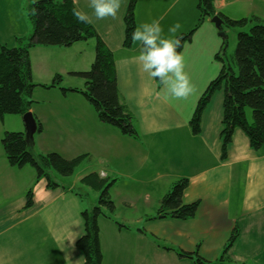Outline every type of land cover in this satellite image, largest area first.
Segmentation results:
<instances>
[{
  "label": "crops",
  "instance_id": "0c3cea01",
  "mask_svg": "<svg viewBox=\"0 0 264 264\" xmlns=\"http://www.w3.org/2000/svg\"><path fill=\"white\" fill-rule=\"evenodd\" d=\"M83 1L81 10L91 16L88 0ZM130 1L123 0L117 19H105L107 33L99 35L115 56L121 98L133 114L139 139L102 123L94 107L81 98V92L70 91L51 100L47 97L43 108L32 106L30 111L42 123L39 133L52 132L59 144L38 154L53 151L66 159L88 155L73 176L59 178L54 172V180L61 185L50 189L46 178L38 180L31 165L15 167L8 162L0 129V264H77L78 260V264H85V256L77 247L78 238L85 233L81 215L83 210L91 211L98 204H86V189L91 187L81 180L96 172L116 181L110 189L115 211L104 210L98 220L102 264H195L179 252L197 250L206 260L217 261L236 227L240 235L229 249L233 262L264 264V148L255 150L245 132L236 129L223 159V90H217L206 106L200 133L195 134L190 126L200 96L223 66L216 58L224 41L219 30L210 19L205 20L185 44L181 54L196 91L187 99H176L165 85L149 78L132 60L140 53L139 42L123 45V10ZM226 1L215 0L218 13ZM244 1L248 8L243 16H258L264 21V9L260 8L264 0ZM198 2L138 0L136 27L159 19L164 37L171 38L168 29L180 23L178 37L192 31L198 23L196 20L190 24L188 19ZM31 31L28 18L24 32L16 33L12 27L11 37L18 42ZM0 42L9 45L3 39ZM69 47L62 48L69 52ZM53 48H31L33 80L36 69L46 75L47 83L37 82L40 85L51 84L61 71H43L39 67L50 65L53 60L69 66L54 56ZM33 52L47 54L49 60L45 65H35ZM38 89L33 94L42 91L41 86ZM187 178L189 184L182 201H200L198 213L188 220L161 217L160 200L176 181ZM29 191L33 202L28 207ZM120 208L137 214L132 226Z\"/></svg>",
  "mask_w": 264,
  "mask_h": 264
},
{
  "label": "trees",
  "instance_id": "16d2710c",
  "mask_svg": "<svg viewBox=\"0 0 264 264\" xmlns=\"http://www.w3.org/2000/svg\"><path fill=\"white\" fill-rule=\"evenodd\" d=\"M138 0H131L124 17V44L131 46L132 32L136 28L135 8ZM199 21L189 33L178 36L182 46L177 49L181 54L185 44L205 20L212 19L218 14L224 24L222 30L226 37L223 45L216 54L223 66L214 80L207 86L205 92L195 107L191 118L192 131L200 133L201 117L206 106L217 90L224 91V115L221 129L223 159L228 155L227 149L232 141L236 129L243 130L248 136L251 146L255 150L264 148V21L258 16L233 20L218 13L215 0H199ZM77 9L73 0H32L27 9V15L32 26L28 37L18 38L20 46L9 48L0 42V118L6 115H24L32 107L33 93L36 87L58 88L62 85V77L58 74L52 84L40 85L33 80L31 48L40 47H69L79 41L96 40V60L91 71L73 72L72 74L85 80V87L62 88L63 92H81L88 103L96 110L102 123L118 128L123 135L139 139L133 123V114L128 105L121 98L115 68V56L106 45L104 39L97 33L94 25L80 23L73 15ZM79 10V9H78ZM227 28H239L237 46L231 57L228 55L229 44ZM250 28L248 31H245ZM237 32V31H236ZM23 38H26V42ZM160 83L159 80H157ZM252 112V123L246 117V111ZM39 131L43 127L38 123ZM30 143L23 132H5L2 147L8 162L12 166L26 167L31 165L36 169L38 180L46 178L48 187L59 188L60 183L54 180L53 172L61 176L70 177L75 169L84 162L88 155H81L73 159H66L62 154L50 152L36 156L31 151ZM85 185L96 190L99 205L91 211L83 210L85 233L78 238L77 247L85 256V264H102L103 253L99 238L100 227L98 220L104 215V210L114 213L115 204L110 192L116 182L108 177L103 178L98 172L85 175L81 180ZM189 179L176 181L170 191L160 200L158 213L161 217L171 216L175 219L188 220L198 213L200 201L184 204L182 199ZM27 206L32 204V191L27 194ZM222 256L210 262L196 252H179L184 258L193 259L195 264H235L229 255V249L234 245L240 232L236 227Z\"/></svg>",
  "mask_w": 264,
  "mask_h": 264
},
{
  "label": "rangeland",
  "instance_id": "374dc122",
  "mask_svg": "<svg viewBox=\"0 0 264 264\" xmlns=\"http://www.w3.org/2000/svg\"><path fill=\"white\" fill-rule=\"evenodd\" d=\"M31 1L32 0H0V39H3V42H7L9 44L7 45L9 48L20 46V42L19 41L17 42V40L14 37H11V31L13 27L16 33L22 34V32H24V28L28 25L27 9L31 5ZM75 2H76L77 9L79 10L83 9L82 8L83 3H84L83 0H75ZM196 5L198 6V4ZM197 6H195V9L188 15L190 24H193V22L196 20L199 21V8ZM247 6L248 5L244 0H227L225 2L224 8L220 10V12L224 16L230 17L233 20L243 19V18H247L243 16V15H246L244 14L243 11L247 10L248 8ZM126 8L123 10L124 11L123 19L127 13ZM176 8H178V6H176ZM260 8L264 9V5H261ZM91 17L93 19L92 24L94 25L97 33L98 34L100 33V35L101 34L106 35L107 30H108V24L105 22V20H96L93 14H91ZM110 19L111 18H109V20ZM238 30L239 28L234 29V28L226 27L227 36H228L227 40L229 44L228 55L230 57L235 52L234 50L236 49V46H237V36L239 32ZM190 31L187 30V32L185 33H189ZM217 35H218V32H217ZM23 39L26 42V38H23ZM71 47L72 48L69 47L70 48L69 52H67L64 48H62V46L60 47L56 46L52 49L54 56H57L59 61H62V60L67 61L69 63V66L66 67L62 63H58V60L57 62L53 60V61H50V65H46L45 67H39V70H43V71H46V70L47 71H52V70L59 71L60 70L61 73L59 74L62 77L63 84L59 86L58 88L56 87L57 88V89L55 88L56 90L55 89L47 90L48 89L47 88L46 89L47 91L44 90L45 88L42 89L41 87L40 89V86H38L39 89L42 91H36V93L34 94L32 98L33 107L37 106V109H39V107L43 108L44 106L43 102L48 100L47 97H49V99L51 100V99L58 97L59 95L60 96L64 95L63 93L67 94L68 92H63L62 88L68 89L70 88V86H72V87L81 89L85 87V80L83 79L80 80L74 77L72 73L80 72V71L82 72L91 71V67L96 60V48H97L96 40L90 39L87 41H79L78 43L73 44V46ZM50 52L51 50L49 51V53ZM32 55H34L35 65H42V64L45 65L46 61L49 60L48 59L49 56L47 54L44 55V54L33 52ZM45 77L46 75L43 74L42 71H38L37 69L35 70L34 82L47 83L45 82L46 81ZM50 82H52V80ZM81 94H80V96H82L81 98H84L83 100H86L84 95H81ZM70 95H76L75 97H79V95L77 94H70ZM26 113H31L32 116H34V119L36 120V123H35L36 131L35 133L31 135V137H29L30 139L29 143L31 145L30 150L33 151V153L36 156H39L38 153H41L42 150L45 149L48 151L54 146H57L59 144V141L58 139L53 138L55 135L52 132L49 131L45 135H41L39 133L38 123L39 122L41 123V121L38 120V117H36L33 111H30L29 109L28 111L25 112V114ZM25 114L24 115H19V114L6 115L3 117V120L0 118V129H2L1 133H3V136L5 132H23L26 134L28 129L26 128V124L24 121V118H26ZM246 114H247L248 120L250 118L249 123H252L253 118H252L251 110L247 109ZM41 126H42V123H41ZM38 133H39V137L37 140ZM35 151L37 152V154L35 153ZM56 173L58 174L59 178H62V176L58 172ZM55 176L56 175L53 172L54 179H56ZM86 190L88 193L86 194V197H85L86 204L93 203V202H95V204H98L99 197H100L99 193L92 188H89ZM120 210L122 211V214L130 218L128 224L132 226L134 224L133 220L137 217V214H135V212L130 211L126 208H120ZM137 213L140 214V212H137ZM122 247L123 245L121 244V249Z\"/></svg>",
  "mask_w": 264,
  "mask_h": 264
},
{
  "label": "clouds",
  "instance_id": "9594fccd",
  "mask_svg": "<svg viewBox=\"0 0 264 264\" xmlns=\"http://www.w3.org/2000/svg\"><path fill=\"white\" fill-rule=\"evenodd\" d=\"M122 3L123 0H88V7L96 20L117 19ZM73 15L80 23H93L92 17L82 10L74 8ZM181 27L180 23L171 26L168 29L171 38H166L159 19L138 25L132 32V41L139 42L140 53L132 60L149 78L165 85L172 97L187 99L196 89L185 71V59L177 51L182 46L181 39L176 37Z\"/></svg>",
  "mask_w": 264,
  "mask_h": 264
},
{
  "label": "water",
  "instance_id": "95a60500",
  "mask_svg": "<svg viewBox=\"0 0 264 264\" xmlns=\"http://www.w3.org/2000/svg\"><path fill=\"white\" fill-rule=\"evenodd\" d=\"M211 23L216 26V28L219 30V36L222 39H224L226 37L225 32L222 30V26L224 24V20L218 14H216L211 19ZM25 117L26 118H24V121H25V124H26V128L28 129L26 134H25V139H27V141L29 142L30 141L29 137H31V135L33 133H35V131H36V128H35L36 120L34 119V116H32L31 113H26Z\"/></svg>",
  "mask_w": 264,
  "mask_h": 264
}]
</instances>
